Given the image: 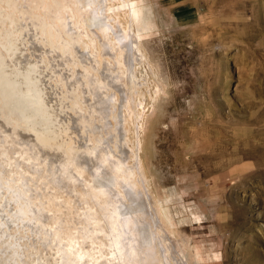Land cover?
Segmentation results:
<instances>
[{
  "label": "rangeland",
  "instance_id": "1",
  "mask_svg": "<svg viewBox=\"0 0 264 264\" xmlns=\"http://www.w3.org/2000/svg\"><path fill=\"white\" fill-rule=\"evenodd\" d=\"M97 2L0 0V35L21 42L8 67L18 72L26 63L54 112L51 130L59 136L48 148L57 147L58 158L69 161L105 141L106 158L116 163L113 158H120L127 179L144 192L145 221L152 226L157 252L169 254L167 264H264V0H129L128 6L124 0H104L113 9H106L103 21L111 29L105 34L95 19ZM122 34L137 43L140 61L134 67L139 85L123 95L129 106L123 102L126 108L121 109L120 93L130 88L124 65L117 64L129 60L126 40L117 38ZM113 77L120 80L119 88L108 83ZM102 97L107 103L103 118L95 106ZM10 117L17 120L0 118L5 125H0V162L29 185L28 195L42 217L34 223L22 218L18 231L9 234L0 216V235L16 237L24 251L45 244L47 256H55L50 245L59 241L43 233L36 240V225L55 227L62 220V230L72 234L79 205L48 180L50 160L45 164L42 155L31 156L38 152L13 135L17 130L31 135L29 130L17 116ZM116 125L123 127L126 142L111 138L107 128ZM135 134L145 183L132 174ZM33 164L41 172L31 171ZM73 172L86 185L92 183L89 173L76 167ZM6 199L3 189L0 207ZM46 213L50 220H42ZM99 235L79 249H97V259H109L112 246Z\"/></svg>",
  "mask_w": 264,
  "mask_h": 264
},
{
  "label": "bare ground",
  "instance_id": "2",
  "mask_svg": "<svg viewBox=\"0 0 264 264\" xmlns=\"http://www.w3.org/2000/svg\"><path fill=\"white\" fill-rule=\"evenodd\" d=\"M128 1L124 0L125 6L130 5ZM103 2L104 0H98V2L96 3V8L99 11L98 14L95 15V19L98 21L99 29L105 34V31H108L107 28H109L104 24L103 21L104 19H107L106 9L110 10L111 12L113 9L108 8ZM117 38L119 42H123L126 40L125 43H127L129 47V49L125 48V52L128 54L129 60H127L126 58L123 63L117 62L118 65H124L126 72L124 73L123 71V76H126L130 87L128 90L120 93L122 97L120 108L122 109L126 108V105H124L123 102H126V104L129 106V100L127 98L128 96L126 95V97H124L123 95L127 94L128 91L129 94L134 92L136 90V86L139 85V80L134 74V67L136 62L139 63L140 61V54L136 48L137 43L133 39H131L132 37H126V35L122 34L121 36H117ZM20 43L21 42L15 40L13 37L0 35V50L4 49L7 53V55L4 56L0 51V80L4 83L3 85H5L7 89H11V91H13L14 93L15 91H19L16 97L18 98V100L20 99L21 105L27 108L29 113H32L31 117L28 118L27 121H37V123L33 125V127H47L51 130L53 129L52 126L55 123L53 114L54 112L52 111L53 113H51V110H49V98L46 97L45 90L42 91L39 86L35 85L36 81L30 73L31 71H28L29 69L26 63H22L23 65L20 66L18 72H16L17 70L11 71V67H8L9 61L11 62V60H13L14 62V60L16 59L17 56L13 58V54L17 46H20ZM18 56L20 60L23 61V53H21L20 50ZM88 56L91 57V54L88 53ZM127 61L129 62V64L127 63ZM26 62L28 63V61ZM19 65H21V62ZM119 71L120 70L117 69L114 72L118 73ZM110 73L113 74V72ZM19 77H22V79H19ZM114 79L115 77H113V81H108V83H113L114 86L118 87L117 83L119 84L120 80L116 77V82ZM17 84H21V87L16 88ZM99 99H101L102 101L98 100L95 103L96 111L97 114L103 118L106 116L107 103L106 100L103 99V97ZM115 119L116 122H118L120 119V115L116 114ZM0 125H2L3 127L5 126L2 121H0ZM141 126H143L142 122L137 125L138 130ZM122 128L123 127H120L119 125L107 128L109 133H112L111 138H114L120 144L122 140L123 142H126V139L123 136L124 130ZM53 132L56 133V131ZM14 134H19L22 142H28L29 148H34V151L38 152V154L31 155L33 158L40 159V154L42 155V158L40 160L45 164L48 162V160H50L46 177H49L48 180H50V182L55 187L73 198L74 205L76 206L77 203V205H79V209H75L77 211V217L74 220L75 224H73L72 234L70 232L66 233L65 230H62L61 226H64V224L61 222L62 220L55 227L44 226V223H42L41 225H36L39 230L36 240H38L39 235H42L43 233L45 236H52L60 242H57V244L56 242H54L50 245V249L55 250V256H47V254L45 253V244H40L41 246L39 244L38 246L31 244L32 250L30 252L28 250L24 251L22 246L16 241V237L13 236L9 238V235L2 234L0 235V264H163L162 259H160V257L162 256L165 259L166 263V258L169 254L167 255L165 253L164 247L162 256L159 254V252H157V248L155 245L156 238L152 234L151 230L152 226H150V224L145 221L148 208V206H146V203L148 202L145 201L146 197H144V192H142V190L135 189V181L127 179V177L129 176L127 175L126 170H124L123 164L121 163V161L117 160L120 158H113L116 159L117 163L111 161V159L109 158H106L108 156V153L106 151V147L104 146L107 144L105 141H99V147L93 148L92 150L90 149L89 152H86L84 150V153L75 154L74 157L69 159V161H62L60 158H58V156L62 155V153L57 150V147L56 149L53 146L55 148H53V151L50 150L51 146L49 147L50 149L47 147H43L33 138L32 135H21V132L19 130H17L16 132L13 131V135ZM134 137L135 141L133 142L132 146L134 167L132 168V174L137 176L136 173H138L142 179V182L145 183L144 178L142 177L143 175H141L140 173V170L142 169L139 170V135L137 136V134H135ZM124 150L127 149L124 148ZM122 152L126 154V152ZM110 156L112 157V155ZM69 163L71 164L70 167ZM37 165L33 166L34 170H32V168L30 167V170L41 172V166L39 165L37 167ZM73 167H76L81 172L83 171L89 173L92 176V183L90 185H86L83 176H77L76 174H74ZM69 168H71L72 170H70ZM21 175L23 176V174ZM11 176L14 177V179L11 180L12 183H7L6 179L8 180V178H10ZM27 179L29 178L26 177V180ZM24 182H21V178H18L10 168H6L4 164L0 162V195L2 194L3 189H6L8 193V199L4 201V204H1L3 207H0V216L3 220H5L7 224L6 227L13 228L11 230L10 228L8 229L9 234L13 231H18L17 227L19 226V222L22 220V218H25L27 221L32 222L35 219L38 220L42 217L41 210H39V213L35 211L34 207L38 208L37 204L35 203L36 200H34V198L32 197L33 195H28L29 191L31 190L29 189V185ZM93 184L98 185L97 189H92L91 185ZM80 193L84 194V199L80 197ZM27 199L29 200V202H27ZM90 200H93L91 201L92 203H89ZM12 205L17 206V209L15 211H12ZM91 205L95 207L93 208ZM97 207L99 208L98 213H100L102 217L101 220L98 218V213L95 209ZM31 208L34 211L33 213ZM4 210H8V212L4 214ZM29 214L34 216H28ZM43 218L42 220H50V215L46 213L45 215H43ZM54 220L56 223L58 222L56 219ZM158 221L160 222V220ZM102 223L107 226V231L104 230ZM74 225H76V227ZM45 227H47L48 229L43 231V228L45 229ZM99 233L101 235L103 234L106 239L109 240V246H112V252L109 255V259H97L98 257L94 255L95 250L97 249H93L94 251L87 250L85 252H81V250L79 249H82V247L85 248L94 240L98 241L97 238H99L100 236ZM156 236L157 238H159V235L156 234ZM161 238L164 240V237L161 236ZM163 240L159 238L158 241ZM67 242L69 243L67 244ZM90 245L92 246V244ZM60 254L61 258L59 256ZM51 259H53V261Z\"/></svg>",
  "mask_w": 264,
  "mask_h": 264
},
{
  "label": "water",
  "instance_id": "3",
  "mask_svg": "<svg viewBox=\"0 0 264 264\" xmlns=\"http://www.w3.org/2000/svg\"><path fill=\"white\" fill-rule=\"evenodd\" d=\"M19 79H22V77H19ZM3 84L4 83L0 80V100L2 101L0 103V107L5 110V116L0 118L4 122L8 123L9 121L6 120H17L10 117L11 115L17 116L22 120V125L29 130L27 132L30 133L41 146L47 148L50 147L58 139L59 133H55L47 127H33V125H35L37 121H27V119L31 117L32 113H29L27 108L21 105L20 99L18 100V98L16 97L15 94H18L19 91H16L14 93L13 91H11V89H7ZM13 127L19 128L17 125ZM60 135L62 136L61 133Z\"/></svg>",
  "mask_w": 264,
  "mask_h": 264
}]
</instances>
